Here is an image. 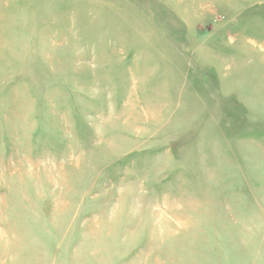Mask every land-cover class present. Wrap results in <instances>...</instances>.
Returning a JSON list of instances; mask_svg holds the SVG:
<instances>
[{
	"label": "rangeland",
	"instance_id": "374dc122",
	"mask_svg": "<svg viewBox=\"0 0 264 264\" xmlns=\"http://www.w3.org/2000/svg\"><path fill=\"white\" fill-rule=\"evenodd\" d=\"M0 264H264V0H0Z\"/></svg>",
	"mask_w": 264,
	"mask_h": 264
}]
</instances>
